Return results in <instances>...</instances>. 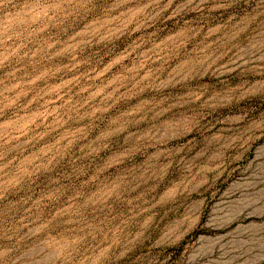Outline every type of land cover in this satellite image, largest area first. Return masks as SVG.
Listing matches in <instances>:
<instances>
[{"label":"rangeland","instance_id":"1","mask_svg":"<svg viewBox=\"0 0 264 264\" xmlns=\"http://www.w3.org/2000/svg\"><path fill=\"white\" fill-rule=\"evenodd\" d=\"M0 264H264V0H0Z\"/></svg>","mask_w":264,"mask_h":264}]
</instances>
